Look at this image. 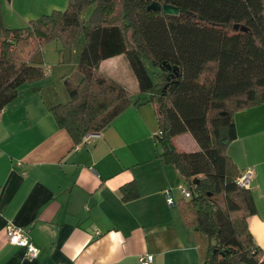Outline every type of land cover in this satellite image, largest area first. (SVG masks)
Here are the masks:
<instances>
[{
	"label": "trees",
	"instance_id": "trees-1",
	"mask_svg": "<svg viewBox=\"0 0 264 264\" xmlns=\"http://www.w3.org/2000/svg\"><path fill=\"white\" fill-rule=\"evenodd\" d=\"M154 2L185 12L148 10ZM90 6L94 11L86 19ZM81 39L83 80L67 81L70 103L50 108L59 127L77 146L129 108V90L100 71L104 61L125 57L137 81L136 105L155 106L162 157L192 191L181 203L194 210L193 225L207 238L204 264H264L248 226L257 213L254 198L237 185L241 173L227 154L237 139L235 113L264 104V0H69L66 9L31 20L24 29L5 23L0 0V114L24 85L45 76L31 62L32 53L44 43L73 47ZM147 62L160 70L159 83ZM185 133L199 151L176 148L174 138ZM122 190L127 202L139 197L135 182Z\"/></svg>",
	"mask_w": 264,
	"mask_h": 264
},
{
	"label": "crops",
	"instance_id": "crops-1",
	"mask_svg": "<svg viewBox=\"0 0 264 264\" xmlns=\"http://www.w3.org/2000/svg\"><path fill=\"white\" fill-rule=\"evenodd\" d=\"M68 3L2 0L5 23L17 27L15 18L27 23ZM100 71L129 90L132 104L78 151L50 111L57 98L40 97L36 88L0 114V264H140L143 255H153L152 264H204L208 241L192 211L179 195L178 207L166 201L165 192L185 179L155 144V106L136 105L137 81L125 57L104 61ZM234 120L237 139L227 154L239 173L255 170L257 213L248 226L264 253V104L237 111ZM173 143L185 153L200 149L190 133ZM131 182L139 197L127 202L122 188ZM8 224L25 231L37 259L8 242Z\"/></svg>",
	"mask_w": 264,
	"mask_h": 264
},
{
	"label": "rangeland",
	"instance_id": "rangeland-1",
	"mask_svg": "<svg viewBox=\"0 0 264 264\" xmlns=\"http://www.w3.org/2000/svg\"><path fill=\"white\" fill-rule=\"evenodd\" d=\"M93 11L94 6H90L84 12V17L86 19L91 17ZM5 14L6 13H4V16ZM13 21L15 22V26H17L13 28L24 29L29 26V22L25 23L19 18H15ZM83 45V39L77 42V44H75L73 47H64L61 41L44 43L40 49L38 48L34 53L31 54L30 60L33 65L44 70L45 76L36 84L24 85L21 89L20 96H23L28 90L36 88L39 91L36 93V95L40 97L45 95L48 97L57 98L56 105L70 103L71 98L66 86V82L68 81L78 85L83 80V76L79 71V60L83 50ZM147 66L154 83H159L160 70L154 67L150 62H147ZM48 68L52 69L51 72H48ZM180 184H183L186 188H189L188 184L185 182ZM185 202L187 203L189 201ZM219 203L222 204L220 200ZM205 255H207V252Z\"/></svg>",
	"mask_w": 264,
	"mask_h": 264
},
{
	"label": "built area",
	"instance_id": "built-area-1",
	"mask_svg": "<svg viewBox=\"0 0 264 264\" xmlns=\"http://www.w3.org/2000/svg\"><path fill=\"white\" fill-rule=\"evenodd\" d=\"M102 136L101 133H93L87 135L83 141L75 147V151L80 150L85 144L95 138H100ZM155 144L159 145V140L155 138ZM255 177V170L253 167L248 168L246 171L241 173L237 181V185L242 189H250L251 182ZM176 195L180 196L183 200H189L192 198V191L190 188H186L183 184L177 185L174 189H169L165 192V197L167 204L170 208L177 207L179 201L176 198ZM6 235L8 242L16 247L24 249L25 257L28 260H35L40 255V250L34 246L25 231L13 224H8L6 227ZM154 262L153 255H143L139 258L140 264H152Z\"/></svg>",
	"mask_w": 264,
	"mask_h": 264
},
{
	"label": "water",
	"instance_id": "water-1",
	"mask_svg": "<svg viewBox=\"0 0 264 264\" xmlns=\"http://www.w3.org/2000/svg\"><path fill=\"white\" fill-rule=\"evenodd\" d=\"M148 10L153 11V12H160V11H163L165 15H178V14H180V13L183 14V13L185 12L183 9L178 8V7H175V6H173V5H168V4H166V5L161 6L158 2H154V3H152V4L148 7ZM234 29H235L236 31H238V30H241V31H247L246 28H244V27H240V25H235V26H234ZM167 67H168L169 69H171V66L167 65ZM174 70H177V68H176V69L174 68ZM195 182H197V180H196Z\"/></svg>",
	"mask_w": 264,
	"mask_h": 264
}]
</instances>
